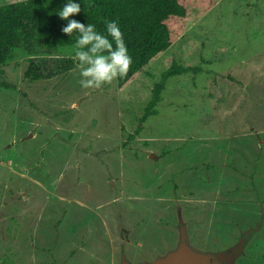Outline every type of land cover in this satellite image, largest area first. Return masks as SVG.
<instances>
[{
  "label": "rangeland",
  "instance_id": "374dc122",
  "mask_svg": "<svg viewBox=\"0 0 264 264\" xmlns=\"http://www.w3.org/2000/svg\"><path fill=\"white\" fill-rule=\"evenodd\" d=\"M172 58L199 70L169 77L143 122L147 80L83 88L69 50L31 58L43 78L22 52L1 65L0 264H138L181 220L195 248L241 239L234 264H264V0L192 7L151 82Z\"/></svg>",
  "mask_w": 264,
  "mask_h": 264
},
{
  "label": "trees",
  "instance_id": "16d2710c",
  "mask_svg": "<svg viewBox=\"0 0 264 264\" xmlns=\"http://www.w3.org/2000/svg\"><path fill=\"white\" fill-rule=\"evenodd\" d=\"M219 0H72L81 11L68 19L84 24H93L98 33L107 36L115 48V42L107 33L106 21L115 20L123 34L131 66L123 77H117V85L123 90L139 80L150 82L151 97L140 117L144 121L157 112L161 92L169 77L198 71L192 64H183L171 59L156 79L148 72L151 64L169 49L185 32L189 24L190 9L197 15L209 11ZM68 0H9L0 4V72L15 52L30 56L26 75L43 78L44 70L35 64L33 56L69 50L75 55V43L79 33L71 36L61 29L68 20L61 19L58 11ZM87 50V46L83 49ZM71 61V59H67ZM63 70L69 68L63 65ZM46 74L49 75V72ZM137 127L136 131H138ZM134 134H129V138Z\"/></svg>",
  "mask_w": 264,
  "mask_h": 264
},
{
  "label": "clouds",
  "instance_id": "9594fccd",
  "mask_svg": "<svg viewBox=\"0 0 264 264\" xmlns=\"http://www.w3.org/2000/svg\"><path fill=\"white\" fill-rule=\"evenodd\" d=\"M81 11L78 3L68 0V2L58 11L61 19L68 20L66 26L61 31L69 36L74 30L79 33L75 43V57L79 61V81L83 88L99 89L106 83H111L118 76L127 74L132 63V58L128 54L127 47L123 40L115 20L106 21L107 33L115 42L107 36L98 33L93 24H84L75 19H68L71 15ZM87 46V50H83Z\"/></svg>",
  "mask_w": 264,
  "mask_h": 264
},
{
  "label": "water",
  "instance_id": "95a60500",
  "mask_svg": "<svg viewBox=\"0 0 264 264\" xmlns=\"http://www.w3.org/2000/svg\"><path fill=\"white\" fill-rule=\"evenodd\" d=\"M178 228L179 241L173 249L163 255L138 264H223L225 259H229L230 264H234L233 259L238 252L230 254L227 249L217 252L197 249L189 242L184 221L181 220ZM121 264L135 263H131L123 256Z\"/></svg>",
  "mask_w": 264,
  "mask_h": 264
},
{
  "label": "flooded vegetation",
  "instance_id": "af4514ba",
  "mask_svg": "<svg viewBox=\"0 0 264 264\" xmlns=\"http://www.w3.org/2000/svg\"><path fill=\"white\" fill-rule=\"evenodd\" d=\"M229 251L230 254L232 253H237L238 254L243 250V244L241 242V239L239 240V242H237L236 244H234L233 246H231L230 248L227 249ZM237 254V255H238ZM237 255L235 256V258L237 257ZM235 258L233 259V262L235 261ZM223 264H230L229 259H225L223 261Z\"/></svg>",
  "mask_w": 264,
  "mask_h": 264
}]
</instances>
